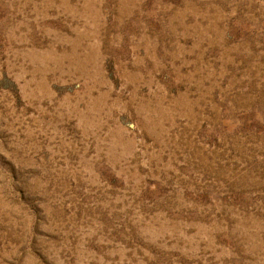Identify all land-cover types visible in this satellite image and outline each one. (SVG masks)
<instances>
[{
  "label": "rangeland",
  "instance_id": "rangeland-1",
  "mask_svg": "<svg viewBox=\"0 0 264 264\" xmlns=\"http://www.w3.org/2000/svg\"><path fill=\"white\" fill-rule=\"evenodd\" d=\"M0 264H264V0H0Z\"/></svg>",
  "mask_w": 264,
  "mask_h": 264
}]
</instances>
